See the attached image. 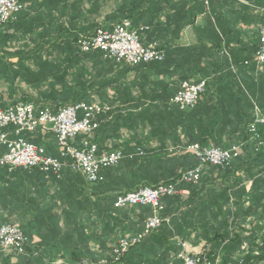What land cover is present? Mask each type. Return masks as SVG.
Segmentation results:
<instances>
[{
    "label": "crops",
    "instance_id": "0c3cea01",
    "mask_svg": "<svg viewBox=\"0 0 264 264\" xmlns=\"http://www.w3.org/2000/svg\"><path fill=\"white\" fill-rule=\"evenodd\" d=\"M73 1L20 0L25 5L28 20L36 18L40 23H37L32 32H28L26 28L7 30L8 38L0 44V60L3 64L17 63L18 58L13 54L23 50L46 53L24 62L25 66L34 72L43 61H49L56 66L60 62L67 64L68 60L69 63L75 62L73 81L76 82V77L80 75L83 76V80L95 78L98 88L88 98L92 103H102L101 105L110 109L99 117L101 124H106L113 117L120 115L129 117L139 114L144 107L141 103L146 100L149 102L155 97L159 98L162 92L176 93L185 79L195 82L206 81V91L199 106L203 114V123L206 124L208 116L216 120L214 131L224 133L218 136L224 141L236 139L237 136L233 133L242 131L245 121H249L251 111L249 102L254 100L264 109V64L256 67L255 62L251 61L252 59L254 61L253 56L260 42L263 12L237 0H144L133 17L138 18L136 17L138 13H144L143 19L137 24H134L133 19L128 20L132 22L134 29L147 28L140 33L141 42L144 45L159 44L164 51V60L155 67L141 66L130 69L128 64L119 63L114 59H111L112 62L107 61L109 58L106 57L104 59L94 55H78L75 53V46L53 43L39 46L32 41L44 35L47 38H57L60 21L66 24L67 19L73 15L72 7L69 6ZM249 1L264 5V0ZM44 3L50 5L54 3V7L40 6ZM16 36L20 39L18 43L15 42ZM11 73L14 74L12 69ZM2 81L0 80V83ZM11 82L20 84V88L26 90L30 88L27 86L28 81L23 79L17 78ZM21 93L24 92L1 89L0 105H12L11 101L19 99ZM108 129L103 137L110 151H113L117 144H125L128 146L125 148L129 150L137 144L134 138L132 145L128 144L134 132L127 131L124 124H119L115 128L109 126ZM134 129L135 127L131 128L132 131ZM145 130H141L142 137L149 136V129ZM138 132L140 131H136V134ZM222 144L227 146L225 142ZM54 145V152H58L56 140ZM220 174L205 171L202 181L191 192L185 187L179 190V196L182 198L189 195L192 197L194 205L190 206L191 208L202 206L205 208L203 217L207 220H209L207 214L217 206L210 200L215 191L226 190L239 181L240 184L236 185L233 191L242 194V198L245 199L252 186V181L250 178L247 180L243 171L226 173L228 182L225 183L215 182L220 181L217 177ZM97 187L78 172H65L61 178H57L53 174L25 171L21 168L11 172L0 162V224L13 222L27 227L33 234V242L50 243L49 251L42 254V258L46 262L49 261L48 264H62L63 261L78 258L71 253V248L66 250L63 245L75 242L84 245L87 237L88 246L81 252L96 249L95 245L89 242L91 207H107L104 199L107 191ZM208 194L209 196L204 199ZM222 216L223 214L220 215V219ZM204 221L206 220L197 223L202 226ZM218 222L213 219L207 221L209 226L217 225ZM235 223L246 229L251 227V219L248 216L235 217ZM195 226L197 229L192 232L190 237L192 240L184 241L194 255L200 254L206 243L204 235L193 238L200 229L197 224ZM100 228L99 225V232ZM78 229L81 230L80 237L75 232ZM242 235L245 237L244 233ZM178 247L180 255L182 249L179 245ZM236 251L231 253L229 258L236 257ZM140 254L145 258L149 255L146 250L140 251ZM223 254L219 253L216 262L223 261ZM89 258L91 257L85 256L82 260ZM181 263L182 261L175 262Z\"/></svg>",
    "mask_w": 264,
    "mask_h": 264
},
{
    "label": "trees",
    "instance_id": "16d2710c",
    "mask_svg": "<svg viewBox=\"0 0 264 264\" xmlns=\"http://www.w3.org/2000/svg\"><path fill=\"white\" fill-rule=\"evenodd\" d=\"M18 1L20 2V0ZM143 1L144 0L141 2L140 0H74L69 5L72 7L73 15L69 20L67 19L66 24L60 21L57 38H47V36L44 35L32 41L39 46L51 43L75 46V53L78 55H94L98 56V58L106 59L105 55L99 51L97 53L81 52L78 46L79 37L81 35L92 36L99 29L110 30L114 24L125 19L132 20L136 15L137 9L143 5ZM243 1L244 2H238L259 11L264 6L254 4L249 0ZM20 3L23 5V9L17 15L16 19L9 21L5 26L0 28V44L3 40L5 41L8 38L6 34L8 29L26 28L28 32H32L34 28H36L37 23H40L36 18L28 20V17L25 15V5L22 2ZM40 6L54 7V3L51 5L50 3H44ZM143 15L144 13H138V16H136L138 18L133 19L134 24L139 23V21L143 19ZM19 40V37L16 36L15 42L18 43ZM158 47L162 49L159 44ZM257 49L253 58H255ZM35 51H17L13 54L18 58L17 63L8 64L5 62L3 64V61L0 60V80H3L0 83V90L8 88L10 91L20 90L24 92L21 93L19 99L11 101L12 105L18 102H28L34 104L38 110L51 108L53 111L57 112L59 109L68 105L80 102L92 103L88 97L98 88L95 78L83 80V76L80 75L78 78L76 77L77 80L74 82L73 68L76 63H69V60L67 64L65 62H60L57 66L54 64L52 65L49 61H43L41 62V66L34 72L33 69L25 66L24 62L46 54L38 50ZM107 61L112 60L108 59ZM251 61L255 62L253 59ZM162 62L163 61L128 66L130 69L139 68L141 66L142 68L155 67ZM246 64H248V62ZM255 64L256 67L259 66L256 62ZM14 65L16 66L15 68ZM11 69L14 74L11 73ZM161 69L162 67L159 68L160 71ZM17 78L28 81L27 86L30 88L26 90L20 88V84L11 82ZM184 81L195 82L190 79H185L181 82V85ZM201 81L205 80L196 82ZM180 89L176 93L171 94L169 91L162 92V94L158 96L159 98L155 97L153 100L150 99L149 102L146 100L141 103L144 107H142V112L139 114H133L129 117H122L121 115L113 117V119L106 124L100 123L99 128L92 134H80L72 141L74 145L78 146L85 138H90L98 145L100 152L110 151L108 143L103 137L105 131L109 130V126L110 128H115L119 126V124H124L127 131L134 132L128 144L132 145L133 138L136 139L137 144L133 147L130 145V150L125 148L128 147L125 146V144L115 145L112 150H121L124 155L122 160L116 166L104 168L100 173V180L91 183L94 186H98V189L102 188L107 191V195L104 197L107 207H91L89 242L91 245H95L96 249L94 251L85 250L81 252L82 249H86L88 246L86 244L88 241L87 237L85 238L84 245L77 242L64 244L63 248L66 250L71 248V253L78 256V258L63 261L62 264L78 263L82 261V258L85 256L91 257L87 260L96 261L107 259L113 262V249L118 240L126 235H137L143 231L144 222L151 216V207L135 205L117 208L115 207V202L119 195L136 191L142 187L148 186L155 188L159 185H173L178 191L185 187L191 192L193 188L197 187L202 181L205 171L218 174L222 173L217 176L220 181H215L222 183L228 182V178H226L225 175L226 173L231 174L243 171L245 177L248 178L247 180L250 178L252 181L251 189L247 192L245 199L242 198V194H236L233 191V188L240 184L239 181H236L231 187H227L226 190H220L219 192L215 191V193L210 196V200L216 203L217 206L213 207V209H211L212 211L207 214L209 215V220L203 217V212L205 211L203 206L196 208L190 207L194 205V201L191 200L192 197H190V195L187 198H182L179 194L165 196L162 199L164 205L162 216L169 218V223H164L158 231L131 248L130 252L122 261L115 264L180 263L181 261L178 258L180 251L178 247L179 241L188 242L192 240L190 238L192 232L197 229L195 224L199 226L197 221L202 222L203 220L206 221L203 222L202 226H199L200 229L193 235V238L196 239L199 235L205 236L206 243L202 252L206 253L210 261L216 262L219 258V253L222 252L224 253L222 256L223 261H219L221 264L235 262L240 257H244L248 261L264 264V149L250 140L249 132L250 125L254 122L255 118V106H258L262 111H264V109L254 100L249 102L251 109L248 117L249 121H245V126L242 131L233 133L234 136H237L236 139L224 141L222 137H218L224 135V133L214 131L216 120L208 116L206 124L203 123V114L199 107L201 98L194 109L186 111L181 110L176 104L172 103L173 98ZM33 91H35V93H33ZM9 106H7V104L0 105V110L6 109ZM134 127L135 129L132 131L131 128ZM14 129V127H10V130ZM142 129H149V136L144 135L142 137ZM136 131L140 132L136 134ZM227 134L229 136V133ZM23 137L30 143L45 147L50 155L61 157L59 150L58 152H54V141L56 138L51 133L38 130L35 133L25 132L23 133ZM222 142L227 143V146H223ZM193 144H199L202 147L213 144L223 149L239 146L240 151L237 157L232 159L228 165L205 166L207 169H202L199 182L196 184H188L183 182L181 178L186 171L198 166V161L195 156L185 150L186 147ZM7 150L6 145H0V159ZM140 151L142 153H140ZM5 168L8 171L10 170L7 166H5ZM21 169L33 172L40 171L39 169ZM13 171L14 170L11 172ZM64 171L66 173L74 172L69 167L65 168L60 175H56L52 172H40L53 174L57 178H61L65 173ZM256 192L257 194H255ZM208 196L209 194L204 199ZM224 211H226V213H223ZM222 214L224 217L222 216L220 219V215ZM237 216H248L251 219V227L246 229L239 223H235V217ZM212 219L214 221H219L218 224L209 226L207 221ZM6 223L14 224L13 222ZM99 225L101 227L100 232L98 231ZM0 226H2V224H0ZM19 227L28 238V247L25 252L21 254L17 252H0V264H48L49 261L46 262L42 258V254L49 251L50 243L33 242L34 237L30 230L21 225ZM75 232L78 234L77 236L80 237L79 232H81V230L78 229ZM243 233L245 237H243ZM42 237L43 239L45 238V236ZM241 237L245 238V240H242ZM142 250H146L149 254L146 258L143 254H140ZM234 251H236V257L229 258V255ZM252 257L253 259H251Z\"/></svg>",
    "mask_w": 264,
    "mask_h": 264
},
{
    "label": "built area",
    "instance_id": "2783aa9c",
    "mask_svg": "<svg viewBox=\"0 0 264 264\" xmlns=\"http://www.w3.org/2000/svg\"><path fill=\"white\" fill-rule=\"evenodd\" d=\"M244 2L243 0H237ZM23 9L18 0H0V28L9 21L16 19ZM264 13V6L260 9ZM147 30L146 27L134 29L132 22L125 19L113 25L110 30L99 29L92 36L81 35L78 46L81 52H102L106 58L114 59L119 63L131 66L160 62L164 60V51L153 43L144 45L141 42L140 33ZM258 65L264 64V20L260 31V43L254 58ZM206 82L184 81L180 91L173 98L172 103L181 110L194 109L205 92ZM109 107L100 103L80 102L65 106L57 112L51 108L38 110L34 104L18 102L6 109L0 110V145L7 146V152L0 162L9 167L39 169L43 172H52L56 175L65 168L83 174L91 182L100 180V173L104 168L116 166L123 158L121 150L100 152L98 145L90 138H85L76 146L72 141L80 134L90 135L100 126L99 117L109 111ZM254 122L250 125V140L264 149V111L258 106L254 109ZM14 127V130H10ZM262 128V129H261ZM41 130L52 133L56 138L61 157L47 153L44 147L28 142L23 133H35ZM263 131V132H262ZM14 135V137H13ZM198 161V166L186 171L181 180L188 184L199 182L202 169L207 165L225 166L237 157L240 147L233 146L223 149L210 145L202 147L193 144L185 148ZM140 153H142L140 151ZM178 191L173 185H159L155 188L142 187L136 191L121 194L117 197L115 207L149 206L152 209L151 216L144 222V229L137 235H126L120 238L113 249L114 261L107 259L83 260L76 264H115L130 252L131 248L141 243L144 239L158 231L164 223L170 219L163 217L164 205L162 199L165 196L177 195ZM182 252L179 255L181 264H220L208 259L205 252L192 254L189 245L179 241ZM0 246L2 253H24L28 247V238L22 229L16 224L0 226ZM228 264H260L248 261L240 257L235 262Z\"/></svg>",
    "mask_w": 264,
    "mask_h": 264
},
{
    "label": "rangeland",
    "instance_id": "374dc122",
    "mask_svg": "<svg viewBox=\"0 0 264 264\" xmlns=\"http://www.w3.org/2000/svg\"><path fill=\"white\" fill-rule=\"evenodd\" d=\"M83 261V260H82ZM81 262V261H80ZM76 264V263H75Z\"/></svg>",
    "mask_w": 264,
    "mask_h": 264
}]
</instances>
